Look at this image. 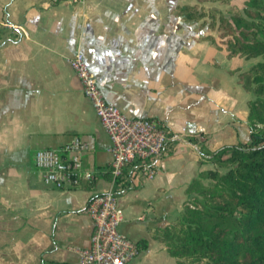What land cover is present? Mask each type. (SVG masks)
<instances>
[{
  "label": "crops",
  "instance_id": "obj_1",
  "mask_svg": "<svg viewBox=\"0 0 264 264\" xmlns=\"http://www.w3.org/2000/svg\"><path fill=\"white\" fill-rule=\"evenodd\" d=\"M211 1L0 0V264H78L92 227L86 203L111 187L108 136L66 61L75 50L108 102L171 134L151 177L139 162L125 166L129 184L116 200L119 229L139 247L125 264H178L150 229L176 216L189 181L214 167L200 148L246 141L249 132L251 94L237 74L258 57L227 55L205 38L209 27L176 14L179 4ZM73 136L93 177L43 183L34 150Z\"/></svg>",
  "mask_w": 264,
  "mask_h": 264
},
{
  "label": "trees",
  "instance_id": "obj_2",
  "mask_svg": "<svg viewBox=\"0 0 264 264\" xmlns=\"http://www.w3.org/2000/svg\"><path fill=\"white\" fill-rule=\"evenodd\" d=\"M176 14L216 30L217 39L205 38L227 55L261 59L237 74L251 94L248 139L200 148L214 167L189 181L177 215L150 234L178 264H264V0H244L241 8L231 5L225 12L182 3Z\"/></svg>",
  "mask_w": 264,
  "mask_h": 264
},
{
  "label": "built area",
  "instance_id": "obj_3",
  "mask_svg": "<svg viewBox=\"0 0 264 264\" xmlns=\"http://www.w3.org/2000/svg\"><path fill=\"white\" fill-rule=\"evenodd\" d=\"M66 61L108 136L111 152L108 164L111 187L95 193L86 203L92 227L89 244L78 249V264H125L138 254L139 247L119 229L123 212L116 200V188L129 184L123 170L132 162L141 163L142 173L151 177L152 161L164 151L171 134L161 121L149 116H128L108 102L82 52L75 50ZM33 162L41 171L43 183L54 187L75 186L93 177L91 171L83 168L78 136L56 147L35 149Z\"/></svg>",
  "mask_w": 264,
  "mask_h": 264
},
{
  "label": "rangeland",
  "instance_id": "obj_4",
  "mask_svg": "<svg viewBox=\"0 0 264 264\" xmlns=\"http://www.w3.org/2000/svg\"><path fill=\"white\" fill-rule=\"evenodd\" d=\"M243 1L244 0H225V1H220V0H212L211 2H209L210 6H204V7H210L215 9L216 11H222L225 12V9L227 7H230L231 5H236L239 8L242 7L243 5ZM178 2H181V0H178ZM212 34L215 36V38L217 39L218 37L216 36V30H212ZM257 59H261V58H257ZM264 60V58H262ZM241 63H239L240 65H245L246 62L243 59H239ZM244 68V67H243ZM221 170H223L221 168Z\"/></svg>",
  "mask_w": 264,
  "mask_h": 264
}]
</instances>
